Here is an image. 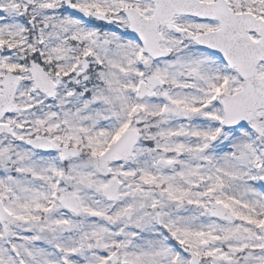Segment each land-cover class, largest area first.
Returning a JSON list of instances; mask_svg holds the SVG:
<instances>
[{
  "label": "snow or ice",
  "instance_id": "1",
  "mask_svg": "<svg viewBox=\"0 0 264 264\" xmlns=\"http://www.w3.org/2000/svg\"><path fill=\"white\" fill-rule=\"evenodd\" d=\"M0 264H264V0H0Z\"/></svg>",
  "mask_w": 264,
  "mask_h": 264
}]
</instances>
